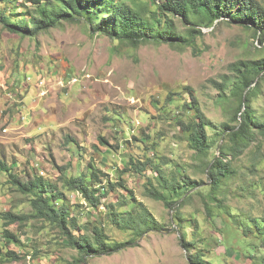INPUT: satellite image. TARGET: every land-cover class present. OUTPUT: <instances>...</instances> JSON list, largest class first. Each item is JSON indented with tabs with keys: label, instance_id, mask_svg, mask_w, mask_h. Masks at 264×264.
I'll return each instance as SVG.
<instances>
[{
	"label": "rangeland",
	"instance_id": "obj_1",
	"mask_svg": "<svg viewBox=\"0 0 264 264\" xmlns=\"http://www.w3.org/2000/svg\"><path fill=\"white\" fill-rule=\"evenodd\" d=\"M135 1L145 12L155 9L150 0ZM257 1L264 6V0ZM20 3L0 1V11L10 15ZM175 23L184 29L178 18ZM201 30L193 50L152 43L133 47L91 34L85 22L63 23L36 37L10 33L0 23V161L10 168L0 175V264H192L195 254L205 264H253L251 248L264 253L253 224L264 221L263 141L258 138L230 161L235 175L218 189L208 188L204 171L218 157L220 131L224 123L235 124L237 107L228 100L231 86L223 95L214 83L231 77V65L240 60L263 59L264 45L239 24L220 21ZM191 103L211 122L204 155L190 149L178 126L192 120ZM252 105L264 110V81ZM130 160L166 162L167 178L186 176L201 186L186 193L176 215L148 196L154 175L120 172ZM88 164L104 173L103 185L123 182L127 191L117 187L94 209L78 192L62 187L61 169L67 177L88 175ZM35 175L57 184L70 216L88 232L102 226L107 242L134 243L79 263L58 229L43 220L5 227L3 213H32V195L21 194L11 181ZM132 196L160 230L136 236L110 222L107 208L132 212ZM5 228L18 244L5 243Z\"/></svg>",
	"mask_w": 264,
	"mask_h": 264
},
{
	"label": "trees",
	"instance_id": "obj_2",
	"mask_svg": "<svg viewBox=\"0 0 264 264\" xmlns=\"http://www.w3.org/2000/svg\"><path fill=\"white\" fill-rule=\"evenodd\" d=\"M7 1V0H0ZM154 10L145 12L144 8L135 0H22L14 6L10 15L0 11V23L10 33L22 37H36L51 29L58 28L63 23L78 24L85 22L91 34H104L113 40L137 47L144 43L155 45L167 44L174 48L185 49L196 46V40L202 36L204 27H211L215 22L239 24L253 30L254 37L259 44L264 45V6L257 0H150ZM20 10V11H18ZM184 25L180 30L175 20ZM264 81V58L256 60H240L231 65V77L224 76L215 87L223 95L229 85L228 97L231 104L237 107L232 111L234 125L224 123L220 135L224 142L218 146V157L206 163L204 171L208 176V188L218 189L224 179L234 176V168L230 165L232 159L241 156L245 150L260 138L264 143V110L253 107L252 102L259 99L261 83ZM187 109L194 114L191 121H179L178 126L187 137L190 149L204 155L209 149V138L206 128L211 126L198 107L191 103ZM103 143L106 142L101 139ZM166 162H145L130 160L123 173L145 175L150 172L156 178V184L149 179L146 191L152 199L161 201L177 215V207L185 202L184 196L199 183L189 177L167 178L162 166ZM61 169V168H60ZM86 170L78 176L67 177L63 169L58 180L62 187L78 192L87 204L98 209L102 200L117 187L127 191L123 182H107L99 169L88 164ZM10 168L0 161V175L9 173ZM169 177V176H168ZM17 190L25 195H32L30 205L32 213L16 214L12 211L3 213L4 226L15 223L24 225L30 219H38L54 226L66 240L69 248L77 252L76 261L83 263L89 256L109 255L125 249L134 243L106 241L102 226H94L91 232L85 226L78 224L77 218L70 216L68 205L65 203L64 193L58 189L56 183L35 175L22 182L18 179L11 181ZM102 190L104 192L102 193ZM60 204L57 205V202ZM131 202L135 209L129 213H118L113 206L107 208L106 215L110 222L123 232L131 231L136 236H142L151 230L162 227L153 218L150 211L132 196ZM261 238V248L264 251V221L253 220ZM245 233L250 226L245 225ZM1 236L5 243H19L18 237L8 229H4ZM187 245V244H186ZM253 264H264V253L253 251ZM256 253H260L258 256ZM11 256L12 253H8ZM192 264H205L200 255L190 256Z\"/></svg>",
	"mask_w": 264,
	"mask_h": 264
}]
</instances>
